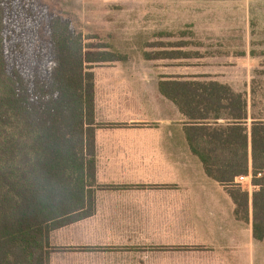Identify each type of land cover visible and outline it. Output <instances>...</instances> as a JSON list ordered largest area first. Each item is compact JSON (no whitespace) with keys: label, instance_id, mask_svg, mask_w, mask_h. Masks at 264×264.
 <instances>
[{"label":"trees","instance_id":"trees-1","mask_svg":"<svg viewBox=\"0 0 264 264\" xmlns=\"http://www.w3.org/2000/svg\"><path fill=\"white\" fill-rule=\"evenodd\" d=\"M87 39L43 0H0V264H48L50 232L95 212L91 69L127 59ZM158 87L201 123L196 153L209 176L233 186L237 214L248 213L249 194L234 177L249 173L250 142L252 230L263 240L264 110L249 113L246 93L218 82L170 79Z\"/></svg>","mask_w":264,"mask_h":264},{"label":"crops","instance_id":"crops-1","mask_svg":"<svg viewBox=\"0 0 264 264\" xmlns=\"http://www.w3.org/2000/svg\"><path fill=\"white\" fill-rule=\"evenodd\" d=\"M148 63L113 61L91 69L95 212L50 232L48 264H264V239H255L252 230L257 187L250 142L249 173L234 177L249 194L248 213L237 214L233 186L209 176L196 153L203 145L201 123L158 87L170 79L225 83L214 77L157 79L141 69ZM239 176L247 178L239 182Z\"/></svg>","mask_w":264,"mask_h":264},{"label":"rangeland","instance_id":"rangeland-1","mask_svg":"<svg viewBox=\"0 0 264 264\" xmlns=\"http://www.w3.org/2000/svg\"><path fill=\"white\" fill-rule=\"evenodd\" d=\"M43 1L87 43L149 62L141 69L157 79L214 77L264 110V0ZM179 51L187 55L156 57Z\"/></svg>","mask_w":264,"mask_h":264},{"label":"built area","instance_id":"built-area-1","mask_svg":"<svg viewBox=\"0 0 264 264\" xmlns=\"http://www.w3.org/2000/svg\"><path fill=\"white\" fill-rule=\"evenodd\" d=\"M257 176H261V172H259V173L257 174ZM246 178H247L246 176H239V177H238V180H239V182H242V181H244Z\"/></svg>","mask_w":264,"mask_h":264}]
</instances>
